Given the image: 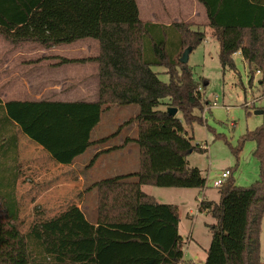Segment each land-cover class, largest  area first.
I'll use <instances>...</instances> for the list:
<instances>
[{
  "label": "trees",
  "instance_id": "trees-1",
  "mask_svg": "<svg viewBox=\"0 0 264 264\" xmlns=\"http://www.w3.org/2000/svg\"><path fill=\"white\" fill-rule=\"evenodd\" d=\"M198 2L206 11L211 37L220 44L223 69H234L233 55L241 53L250 82L256 72L264 79V0ZM0 36L12 44L28 42L45 47L84 39L99 44L96 57L81 61L98 65L97 102L3 103L0 99V129L9 125L11 132L0 149L7 148L15 162L9 168L14 174L13 181H7L10 191L0 193V264L181 263L184 241L177 206L159 203L142 187H206L201 171L186 161L194 150H205L192 145L193 138L185 128L203 123L194 114L203 110V99L201 82L194 78L188 62L183 63L186 53L189 57L206 33L188 23L145 22L136 0H0ZM154 67L166 69L168 83L159 79ZM131 105H138L140 112L123 127L136 122L138 132L135 138H126L124 145L138 146L139 170L84 189V193L97 194L95 223L71 205L52 220L35 222L23 234L16 196L21 171L17 128L58 163L72 165L90 147L109 140H91L102 114L114 106ZM173 108L182 119L171 115ZM241 139L240 145L248 140L256 143L260 176L250 187H239L230 170L219 188V202L210 209L215 224L210 226L205 264H264L260 244L264 122ZM117 149L99 151L91 164Z\"/></svg>",
  "mask_w": 264,
  "mask_h": 264
},
{
  "label": "rangeland",
  "instance_id": "rangeland-1",
  "mask_svg": "<svg viewBox=\"0 0 264 264\" xmlns=\"http://www.w3.org/2000/svg\"><path fill=\"white\" fill-rule=\"evenodd\" d=\"M136 2L140 18L145 22L152 21L165 25L188 23L191 24L192 29L206 33L205 40L188 57V66L194 78L201 82L203 110H198L194 114L198 115L203 123L185 125L189 137L193 138L192 145L205 150L201 152L194 150L188 155L186 161L189 167L198 168L201 171L207 181L206 192H202L204 189L142 187L146 194L154 196L158 202L180 208L179 232L184 241V257L179 264H205L206 252L211 244L210 226L215 224V220L209 212L213 204L205 201L207 203L205 206V202L201 199L204 193L207 196L206 200L217 199L219 188L214 187V182L227 170H232L231 179L239 187H250L260 176L261 164L255 155L256 143L248 140L240 145V141L247 132L256 130L264 122V79L262 73L256 72L253 81L250 82L249 68L239 53L233 55L234 69H223L219 60L220 44L211 37L206 11L198 0H136ZM80 46L79 43L75 45L78 49L74 53L75 57L83 58L85 49L90 55H95L97 52L93 46L91 50L88 45ZM153 71L157 73L161 81L169 82L165 68L154 67ZM139 112L138 105L114 106L105 111L94 130L93 139L97 141L109 138V140L83 156L75 165L74 171L81 177L96 179L97 182L137 172L139 149L135 143H133V149L131 148L133 151L128 154L101 155V159L99 157L94 164H91V161L95 158V150L114 148L122 140L125 143L126 138L137 136L138 123L123 126ZM256 112H263V114L256 115ZM176 116L182 119L181 113H176ZM238 149L240 151L236 153ZM89 179L84 187L79 188L86 189L92 182ZM75 182L74 186L76 185L77 189L80 179H76ZM80 194L77 189L75 195H64L62 200L58 201L60 207L55 211H48L45 220L60 214L68 205L70 206L72 200L68 203L67 200L73 197V200L81 199L83 194ZM95 195L96 192L88 194V200L95 201L97 198ZM29 198L31 196L20 195V230L23 234L28 232L35 222H38L36 220H42L37 218L41 217L43 210L38 208V205L34 207L29 205ZM89 203L87 202L88 206H90ZM204 208L205 211L200 213L199 211ZM84 211L89 220L92 219L91 213L94 217L96 215L95 207L92 212ZM39 212L42 213L39 215ZM260 244L261 260L264 262V217Z\"/></svg>",
  "mask_w": 264,
  "mask_h": 264
},
{
  "label": "crops",
  "instance_id": "crops-1",
  "mask_svg": "<svg viewBox=\"0 0 264 264\" xmlns=\"http://www.w3.org/2000/svg\"><path fill=\"white\" fill-rule=\"evenodd\" d=\"M77 43L81 45L80 47L88 45L90 50L92 49L91 46L95 47L96 54L90 55L86 53L85 49L83 58L75 57L74 53L78 51L76 49L78 46L75 47ZM98 52L99 44L92 39L79 40L72 44L45 47L38 43L28 42L12 44L0 36V99L3 103L11 101L97 102L99 93L98 65L92 62L83 63L81 61L96 57ZM6 127V130L5 127L2 128L3 130L0 129L2 130L0 145L3 142L2 140H6L11 134L9 125H6ZM94 130L91 135L92 141H96L93 139ZM16 131L18 137V164L21 166L20 175L16 183V196L19 202L20 212V195L31 196L28 204L32 205V207L38 205V208L43 210V213L39 212V215L42 213L41 217L37 218H42V220L36 221L45 222L52 220L63 213L69 205L60 214L45 220L48 216V211L57 210L60 207L58 206V201L62 200L64 195H75L78 189L79 194H83L81 199L73 200V197L67 200V203L72 200L70 206L75 205L79 207L88 219L84 210L92 212L94 207L96 210L97 198L95 201L93 199L89 201L88 194L95 191L84 193V189L79 188L80 186L84 187L85 182L89 178L81 177L79 173L77 174L74 171V167L83 156L90 153L96 146L90 147L83 155L77 157L74 164L63 165L53 159L42 146L28 138L20 128H17ZM119 144L121 145L118 146ZM119 144L114 147L119 149L109 153L110 155L128 154L133 151V143L124 145V140H122ZM107 149L111 148L106 147L95 150L94 155L101 150ZM135 153L137 154V152ZM109 154H104V156H109ZM12 164H15L13 154L8 152L7 148L5 149L3 147L0 149V193L6 194L10 191L11 186L7 181H13L14 174L9 171ZM78 178L80 182L76 189V185L74 186V184ZM90 181L92 182L89 186L97 182L96 179ZM205 189L207 188L205 187L202 192H206ZM151 197L155 199L154 196ZM206 197L204 193V197L201 198L203 199L202 201H208L210 204H216L220 200V194L217 199H211L212 201L206 200ZM86 201L90 202V206H88ZM206 202L205 206L207 205ZM177 209L180 218V208L177 206ZM204 211L205 208L199 212L202 213ZM91 217L92 219L88 220L91 223H95L96 215L94 217L91 213Z\"/></svg>",
  "mask_w": 264,
  "mask_h": 264
},
{
  "label": "built area",
  "instance_id": "built-area-1",
  "mask_svg": "<svg viewBox=\"0 0 264 264\" xmlns=\"http://www.w3.org/2000/svg\"><path fill=\"white\" fill-rule=\"evenodd\" d=\"M257 73L259 74L260 72H257ZM213 105L216 106V104H213ZM229 176H230V171L229 170L223 172L221 174V177L214 182V187L215 188H220L227 181Z\"/></svg>",
  "mask_w": 264,
  "mask_h": 264
},
{
  "label": "water",
  "instance_id": "water-1",
  "mask_svg": "<svg viewBox=\"0 0 264 264\" xmlns=\"http://www.w3.org/2000/svg\"><path fill=\"white\" fill-rule=\"evenodd\" d=\"M188 62V53H186L184 59H183V63H187ZM177 109L173 108V109H170V113L171 115L175 116L176 113H177ZM263 112H256V115H262Z\"/></svg>",
  "mask_w": 264,
  "mask_h": 264
}]
</instances>
